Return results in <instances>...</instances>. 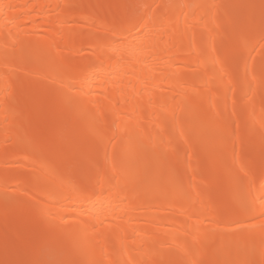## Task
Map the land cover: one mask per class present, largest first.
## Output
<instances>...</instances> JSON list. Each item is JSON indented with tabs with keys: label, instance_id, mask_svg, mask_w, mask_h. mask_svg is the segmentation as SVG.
<instances>
[{
	"label": "bare ground",
	"instance_id": "6f19581e",
	"mask_svg": "<svg viewBox=\"0 0 264 264\" xmlns=\"http://www.w3.org/2000/svg\"><path fill=\"white\" fill-rule=\"evenodd\" d=\"M249 5L0 0V264H264Z\"/></svg>",
	"mask_w": 264,
	"mask_h": 264
},
{
	"label": "rangeland",
	"instance_id": "374dc122",
	"mask_svg": "<svg viewBox=\"0 0 264 264\" xmlns=\"http://www.w3.org/2000/svg\"><path fill=\"white\" fill-rule=\"evenodd\" d=\"M244 3H247V4H251V6L249 5V8H250V10L252 9L253 11H255V12H257V14L259 15H261V16H264V5H261V8H260V6H259V8H258V6L257 5H255V4H253V0H242ZM256 6V7H255ZM261 9H263V10H261ZM252 12V11H251ZM242 21H244V20H242ZM242 21H240V23H242V24H245L246 22L244 21V22H242ZM262 42H264V38H262ZM263 94H264V92H263ZM251 95H253L254 96V94L253 93H251ZM210 135H212V134H210ZM212 137V136H211ZM215 137V136H214ZM263 150H264V147L262 148ZM95 150H96V148H93L92 149V151L86 156V160H87V163L86 164H89L90 162V159H91V157H92V155H93V153L95 152ZM70 150H68L67 148H64V149H62L61 150V153H68ZM216 185V184H215ZM214 187V186H213ZM212 187V190H213V192H215L216 190H217V186H215L214 188ZM25 229V228H24ZM25 231L27 232V230L25 229ZM224 244H225V246L227 247V248H229V250L230 251H232V253H234L235 252V247H234V245H233V243H231V242H229V241H225L224 242ZM63 244H59L57 247H61ZM39 246V245H38ZM61 251L62 250H64V249H60ZM59 250V251H60ZM60 254H59V256H60V258H59V260H60V262H65V260L63 259V257H64V251H62V252H59ZM26 258H27V256L25 255V254H22L21 255V257H20V263L22 264H24V262L25 261H27L26 260ZM174 260H177V258L175 259L174 258ZM73 262L75 263V264H80V261L78 260L77 261V259H73ZM175 262H177V261H175ZM83 262H81V264H82ZM84 264V263H83Z\"/></svg>",
	"mask_w": 264,
	"mask_h": 264
}]
</instances>
